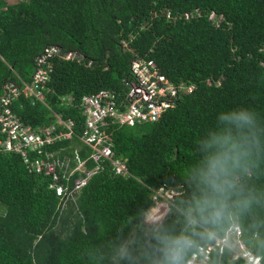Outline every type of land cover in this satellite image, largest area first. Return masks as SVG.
<instances>
[{"label":"trees","instance_id":"trees-1","mask_svg":"<svg viewBox=\"0 0 264 264\" xmlns=\"http://www.w3.org/2000/svg\"><path fill=\"white\" fill-rule=\"evenodd\" d=\"M195 7L197 16H166ZM210 10L222 14L220 26L208 19ZM49 44L84 55L80 62L52 58L45 81L47 94L54 91L53 109L73 118L78 132L80 110L60 96L77 102L101 88L121 93L135 55L153 59L173 82L197 86L156 120L116 125L112 148L131 174L106 165L73 197L60 199L50 176L30 172L19 153L0 151V264H162L164 240L182 233L196 241L186 261L199 243L222 236L232 219L264 261V0H0V98L6 81L30 80L36 55ZM10 106L33 125L53 120L40 101L23 94ZM241 113L250 122L238 126L234 116ZM218 135L244 146L235 175L252 203L242 211L232 195L231 215L212 224L197 201L205 195L202 161L216 150L209 143ZM87 152L80 148L81 156ZM163 182L182 184L183 192L159 225H149L152 189ZM203 264L243 262L216 247Z\"/></svg>","mask_w":264,"mask_h":264},{"label":"built area","instance_id":"built-area-1","mask_svg":"<svg viewBox=\"0 0 264 264\" xmlns=\"http://www.w3.org/2000/svg\"><path fill=\"white\" fill-rule=\"evenodd\" d=\"M199 14L198 7L182 13L171 10L166 12V16L172 18H189ZM207 17L215 26H220L222 14L210 10ZM54 57L79 62L84 59L80 50L49 44L36 55L30 80L18 78L4 83L5 91L0 98V132L4 137L0 138V151L19 153L30 172L50 176V187L55 188L60 199L73 197L93 173L106 165L114 174L130 175L125 160L114 154L113 128L116 125L156 120L168 107L176 104L182 93L190 92L197 86L195 81L190 80L173 82L158 69L153 59L135 55L130 61L129 76L124 80L121 93L101 88L81 95L77 102H74L70 94L60 96L62 104L79 108L82 122L78 132L73 118L63 117L53 109L54 91L47 94L45 81L50 76ZM20 94L29 97L32 102L40 101L49 109L53 120L33 125L21 119L10 106L12 99L18 98ZM65 140H76V143L69 144V147L65 144H59L56 148L49 147ZM81 147L88 150L84 157L80 154ZM88 162L92 163L90 168L87 167ZM74 174L77 175L73 177V185L69 186ZM181 187L182 184L171 186L163 182L152 189L155 205L150 207L145 217L147 223L159 225L166 218L171 202L177 194L183 192ZM216 247L219 251L229 249L231 258L241 259L243 264H264L262 255L255 253L243 240L241 228L234 219L222 236L199 243L184 264H203Z\"/></svg>","mask_w":264,"mask_h":264},{"label":"clouds","instance_id":"clouds-1","mask_svg":"<svg viewBox=\"0 0 264 264\" xmlns=\"http://www.w3.org/2000/svg\"><path fill=\"white\" fill-rule=\"evenodd\" d=\"M224 118L229 119V117ZM234 119L238 126H241L240 121L250 122L247 113L236 115ZM213 145L216 150L209 152L202 161L200 178L201 183L205 186V195L197 201V208L206 223L216 224L225 216L231 215L229 200L232 195L235 194L238 197L236 205L242 211L250 207L252 199L245 197L238 188L235 175L241 167L243 156L246 154L244 146L231 135L214 136L209 147ZM145 217L144 221L146 222ZM147 224L154 225V223ZM195 246L196 241L191 235L182 233L178 236L167 237L162 249L164 254L162 264H184L186 253Z\"/></svg>","mask_w":264,"mask_h":264},{"label":"rangeland","instance_id":"rangeland-1","mask_svg":"<svg viewBox=\"0 0 264 264\" xmlns=\"http://www.w3.org/2000/svg\"><path fill=\"white\" fill-rule=\"evenodd\" d=\"M8 2H15V1H18V0H7ZM156 211V209H155Z\"/></svg>","mask_w":264,"mask_h":264}]
</instances>
